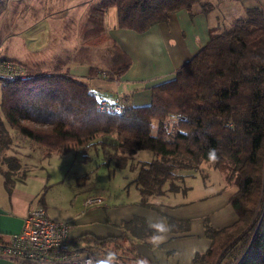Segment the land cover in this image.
<instances>
[{"label": "trees", "instance_id": "trees-1", "mask_svg": "<svg viewBox=\"0 0 264 264\" xmlns=\"http://www.w3.org/2000/svg\"><path fill=\"white\" fill-rule=\"evenodd\" d=\"M111 7L116 8L119 28L142 33L168 23L180 10L193 17L196 8L209 13L215 4L211 0H94L80 26L83 45L73 57L89 64L90 79L102 75L117 80L132 65L130 54L108 33L105 14ZM94 46L103 52L98 62L105 69L92 63ZM1 59L24 65L17 59ZM72 60L70 55L66 60L59 57L52 68L35 64L25 67L24 78L0 79V151L12 144L10 129L43 147L46 155L101 144L106 160H114L119 168L138 150H150L156 157L140 162L135 179L143 203L151 194H163L167 182L168 190L180 189L175 170H195L202 161H211L238 189L230 196L238 218L221 229L207 223L211 246L196 254L193 263L264 264V9L246 7L245 15L231 26L211 27L207 43L174 77L151 87L148 104L132 105L125 97L122 113L99 108L100 99L88 80L67 67ZM172 114L180 118L169 130L166 125ZM113 134L114 142L107 143L105 138ZM5 162L8 170H1L11 190L13 170L20 163L15 156H7ZM76 241L108 262L143 261L126 232L108 237L86 233Z\"/></svg>", "mask_w": 264, "mask_h": 264}, {"label": "crops", "instance_id": "crops-1", "mask_svg": "<svg viewBox=\"0 0 264 264\" xmlns=\"http://www.w3.org/2000/svg\"><path fill=\"white\" fill-rule=\"evenodd\" d=\"M237 2L242 9L240 15L246 7L259 6L264 9V0ZM195 10L197 13L193 17L187 10H180L171 16L168 23L155 24L139 33L119 28L116 9L111 7L105 14V24L109 34L132 57L130 68L117 80L101 75L90 79L89 66L86 64L81 67L70 65L69 69L78 78L94 82L96 88L91 90L98 97L107 96L111 99L118 93L125 95L129 104H148L151 100V87L174 77L177 69L207 43L211 27L217 26L220 20L219 7L209 13H203L199 8ZM1 87L0 81V102ZM102 87L111 91L106 92ZM23 139L26 143L20 151H16L20 149L18 146L0 151V157L15 156L21 165L19 169L13 170L14 183L11 190H8L3 173L8 170V166L5 167L0 160V235L4 237L0 240L3 242L9 241L11 235L22 230L30 208L42 204L53 220L71 223V235L76 245L84 246L76 241L82 234L108 237L120 236L126 232L143 258V261H132V264H194L195 255L206 252L212 243L205 231L206 224L221 229L232 225L238 218L230 201V196L237 188L229 184L217 168L214 167L213 170L211 166H205L204 162L199 163L197 172L186 174L185 181L176 180L179 190H168L169 183H166L163 194H151L143 203V196L134 179L138 176L139 162L153 160L156 157L154 153L143 156L144 150H138L131 157L134 163V158L138 160L137 164H132L133 168H130L129 163L122 168L116 167L111 179L117 176L121 182L115 184L108 195L103 197L98 192H90V189L78 181L87 173L82 166L90 162L92 153L84 151L86 155H90L86 158L85 154L76 150L62 154L52 152L45 156L41 146L26 137ZM75 162L81 167L75 168ZM28 166L30 168L27 169ZM204 167L206 169L202 173ZM18 172H21L20 175H17ZM60 186H66L69 195L66 193L61 198H55L54 192L63 194L64 188ZM44 189L45 195L41 198ZM93 193L103 198V204L85 207L86 198ZM159 221L170 226V231L165 234L164 244L151 242L155 230L150 224ZM0 264L26 263L0 257Z\"/></svg>", "mask_w": 264, "mask_h": 264}, {"label": "rangeland", "instance_id": "rangeland-1", "mask_svg": "<svg viewBox=\"0 0 264 264\" xmlns=\"http://www.w3.org/2000/svg\"><path fill=\"white\" fill-rule=\"evenodd\" d=\"M211 1L215 4V8H220L218 11L220 20L216 26L219 30L231 26L235 19L245 15L244 10L242 15H240L242 9L239 7L237 0ZM92 2H94V0H0V59L4 57L17 59L18 62L24 64V68L39 64L42 68L49 69L58 63L59 57H61L62 60H66L70 55L73 60L67 64L68 67L70 65L83 66L84 63L74 60L73 57H77L76 53L83 45V36L80 26L87 16ZM92 49L94 54L92 61L93 65H99L101 69H105V65H101L98 62L103 54V52L99 53L101 48L94 46ZM86 65L89 66V64ZM105 78H108V76H105ZM89 83L91 89L93 87L96 88L94 82ZM102 89L106 92L111 91L105 87H102ZM112 97H119L122 105L125 102V95L117 93V95ZM99 99L103 100L109 98H107V96H100ZM155 124L154 131L156 132ZM10 133L13 136L10 148L14 149V146H18L20 149H16V151H20L24 148L23 146H25L26 141L23 139V136L20 137L16 135L14 130L10 129ZM114 138L115 134L105 139L107 143H112L114 142ZM109 149L113 151L112 147ZM73 150L80 151L79 153L85 155L87 153H84V151L92 153L90 162L82 166L85 167L87 173L83 174L78 180L84 187L90 189V192H98V194L104 197L108 195L115 184L121 182L117 176L111 179L114 169H116L117 166L114 160H106L104 148L101 144L95 143L89 147ZM43 151L45 154V149ZM152 153L153 152L150 150L142 151L143 156L146 154L152 155ZM3 155L6 156V154ZM45 156L48 155L45 154ZM88 156L90 155L84 157L86 158ZM6 157H0L1 163L3 162L5 167L7 166L5 162ZM134 160L136 161L135 163L131 159L128 161L130 168H133L132 164H137L138 160L135 158ZM202 162L206 163L205 166L211 165V168H213V170L215 169L213 162ZM30 167H33V165H30ZM30 167L28 166L27 169ZM77 167L81 166L75 162V168ZM197 169L198 168L195 170H175L176 174L174 175V179L176 178L178 181L182 179L185 181L184 176L194 171L197 172ZM205 169L206 167L202 169V173ZM22 172H24V170ZM20 173L21 172H18L17 175H20ZM182 173L184 174L182 175ZM120 176L123 175L120 174ZM60 187L64 188L63 194L58 195L59 192L56 191L54 192L55 198H61L69 191L66 186ZM99 190H101L100 193ZM98 194L93 193L90 196ZM67 195H69V193H67Z\"/></svg>", "mask_w": 264, "mask_h": 264}, {"label": "built area", "instance_id": "built-area-1", "mask_svg": "<svg viewBox=\"0 0 264 264\" xmlns=\"http://www.w3.org/2000/svg\"><path fill=\"white\" fill-rule=\"evenodd\" d=\"M25 76L26 70L19 63L9 59L0 60V79ZM112 98L100 99L99 108L122 113L123 105L119 97ZM178 118L180 115L172 114L166 127L172 130ZM103 202L101 196H89L85 200V207L101 205ZM0 257L26 264H119L108 262L76 245L70 222L53 220L42 204L29 209L20 232L11 235L9 241H0Z\"/></svg>", "mask_w": 264, "mask_h": 264}, {"label": "clouds", "instance_id": "clouds-1", "mask_svg": "<svg viewBox=\"0 0 264 264\" xmlns=\"http://www.w3.org/2000/svg\"><path fill=\"white\" fill-rule=\"evenodd\" d=\"M150 227L155 230L154 235L151 237V242L154 244L163 242L165 234L170 231V226L163 221L151 223Z\"/></svg>", "mask_w": 264, "mask_h": 264}, {"label": "bare ground", "instance_id": "bare-ground-1", "mask_svg": "<svg viewBox=\"0 0 264 264\" xmlns=\"http://www.w3.org/2000/svg\"><path fill=\"white\" fill-rule=\"evenodd\" d=\"M104 111V110H103ZM106 111V110H105ZM209 166H211V165H209ZM211 168V167H210ZM176 174V173H175ZM135 180V179H134ZM233 185V184H232ZM230 186V185H229ZM230 190V189H229ZM228 190V191H229ZM235 191V190H234ZM237 191H238V189H237ZM229 194V193H228ZM232 196V195H231ZM198 204V203H197ZM168 206V205H167ZM181 207V206H180ZM172 209V208H171ZM176 208H174V210H175ZM188 209V208H187ZM196 209V208H195ZM233 209V208H232ZM174 210H173V212H174ZM197 210V209H196ZM179 211V210H178ZM194 211V210H193ZM177 213V212H176ZM172 214V213H171ZM178 214V213H177ZM196 214H198V213H196ZM208 214V213H207ZM175 216H177V215H175ZM146 217V216H145ZM146 220V219H145ZM179 222V221H178ZM180 223V222H179ZM211 223V222H210ZM176 224V223H175ZM230 224V223H229ZM24 225V224H23ZM189 225V224H188ZM209 225V224H208ZM185 226V225H184ZM200 226V225H199ZM211 226V225H210ZM225 226V225H224ZM183 226L181 225V228H182ZM186 227V226H185ZM188 227V226H187ZM178 228H180V226L178 227ZM219 228V227H218ZM174 229V228H173ZM182 229H184V228H182ZM203 229V228H202ZM181 230V229H180ZM194 233V232H193ZM187 235H188V233H186ZM199 234V233H198ZM11 235V234H10ZM179 235V234H178ZM177 235V236H178ZM184 235V234H183ZM190 235V234H189ZM193 235V234H192ZM195 235V234H194ZM174 236V235H173ZM179 237V236H178ZM199 237H201V235L199 236ZM204 238V237H203ZM4 239V238H3ZM195 240H197V239H195ZM202 240V239H201ZM204 240V239H203ZM7 241V240H6ZM166 241V240H165ZM205 241V240H204ZM174 242V241H173ZM180 242V241H179ZM182 242V244H183V241H181ZM186 242V241H185ZM163 243V242H162ZM170 243V242H169ZM164 244V243H163ZM166 244V243H165ZM175 244H176V242H175ZM180 244V243H179ZM167 245H168V243H167ZM177 245H178V243H177ZM176 245V246H177ZM181 245V244H180ZM203 245V244H202ZM168 246H170V245H168ZM172 246H174V244L172 245ZM184 246V245H183ZM182 247V246H181ZM179 248V247H178ZM169 249V248H168ZM183 249V248H182ZM160 251H161V249H160ZM169 251V250H168ZM149 252V251H148ZM147 252V253H148ZM162 252H163V250H162ZM180 252V251H179ZM181 253H183V252H181ZM151 254V253H150ZM166 255V254H165ZM170 255V254H169ZM178 255H180V254H178ZM183 256V255H182ZM171 257V256H170ZM2 259V258H1ZM171 259H172V257H171ZM171 259H169V260H171ZM4 260H7V259H4ZM157 260V259H156ZM168 260V259H167ZM175 261H176V259H174ZM179 260V259H178ZM180 260H181V258H180ZM180 260H179V262H180ZM8 261V260H7ZM170 264H171V262H170ZM180 264V263H179Z\"/></svg>", "mask_w": 264, "mask_h": 264}]
</instances>
